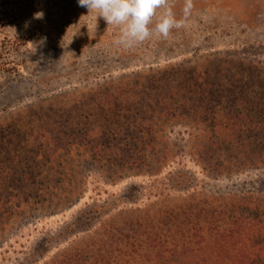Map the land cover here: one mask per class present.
Listing matches in <instances>:
<instances>
[{
	"label": "rangeland",
	"instance_id": "rangeland-1",
	"mask_svg": "<svg viewBox=\"0 0 264 264\" xmlns=\"http://www.w3.org/2000/svg\"><path fill=\"white\" fill-rule=\"evenodd\" d=\"M169 5L180 28L125 48L78 0H0V264H60L85 244L97 255L126 216L189 197L264 194V168L210 172L197 128L156 120L140 134L126 102L172 68L264 72V0H193L186 19L184 0Z\"/></svg>",
	"mask_w": 264,
	"mask_h": 264
},
{
	"label": "trees",
	"instance_id": "trees-1",
	"mask_svg": "<svg viewBox=\"0 0 264 264\" xmlns=\"http://www.w3.org/2000/svg\"><path fill=\"white\" fill-rule=\"evenodd\" d=\"M169 71L152 80L147 89L154 92L126 99L141 107L138 132L152 135L149 126L156 120L186 121L198 129L194 144L204 169L264 168V72L246 67L222 78L207 70ZM97 244V255L85 244L65 252L60 264H264V194L189 197L152 215L126 216L104 230Z\"/></svg>",
	"mask_w": 264,
	"mask_h": 264
},
{
	"label": "clouds",
	"instance_id": "clouds-1",
	"mask_svg": "<svg viewBox=\"0 0 264 264\" xmlns=\"http://www.w3.org/2000/svg\"><path fill=\"white\" fill-rule=\"evenodd\" d=\"M78 6L88 9L95 20L103 18L107 25L120 29L114 43L125 48L144 42L153 35L167 39L173 28H180L184 20H177L169 0H78ZM163 9L159 16L157 12ZM193 9V0H184L183 17L186 19ZM88 15V16H89ZM42 11L34 19H43ZM154 27H150L153 24Z\"/></svg>",
	"mask_w": 264,
	"mask_h": 264
}]
</instances>
